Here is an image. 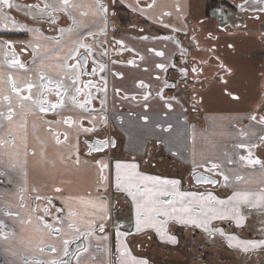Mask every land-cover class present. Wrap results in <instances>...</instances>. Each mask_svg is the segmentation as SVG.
I'll return each mask as SVG.
<instances>
[{
	"label": "crops",
	"instance_id": "crops-1",
	"mask_svg": "<svg viewBox=\"0 0 264 264\" xmlns=\"http://www.w3.org/2000/svg\"><path fill=\"white\" fill-rule=\"evenodd\" d=\"M49 1L56 10L62 9V0ZM123 1L130 9L121 1L110 4L116 35L118 39H124L128 47L141 53L143 61L136 66H125L139 69V73L132 72L129 77L122 73L120 63L112 66V81L127 82L126 90L119 88L127 97L119 98L117 88H109L105 112L125 138L100 161H84L79 153H75L79 147L77 133L70 141L56 139V134L41 128L38 122L42 112L39 101L45 89L43 86L52 80L63 82L67 93L74 91L71 78L77 73L67 65L72 64L68 57L76 50L75 42L87 34L102 33L105 28L97 0H69L66 8L79 27L67 32L59 42L47 40L38 28L29 25L18 29L11 27L3 19L8 8L0 9V33H19V36L13 34L12 41L24 43L33 56V67L23 68L13 63L14 53H9L6 41L0 39V113L3 114L0 116L6 117L11 109L16 120L20 121L13 128L15 146L8 139L0 143V254L6 264H52L53 261L58 264L71 241L86 235L87 246L79 255L77 264H138L139 260L150 264L152 259L140 257L137 254L140 251H134L133 245L142 248L144 242L148 247L150 240L157 239L163 247L177 250L193 238L196 243L189 247L191 251L193 248L201 254L212 249L213 255L178 259L169 254L157 259L160 262L157 264H264V248L247 252L243 249L244 241L264 240V225L261 224L264 212L255 209L264 200V169L261 163H250V159H261L260 149L254 150L253 147L262 142L260 137L264 132L260 118L264 112L263 1L259 4L250 1L241 11L236 5L242 0ZM15 4L25 5L23 2ZM219 8L225 15L230 13L231 21L227 17L226 23L219 21L214 13ZM12 12L21 18L38 15V11L23 7L19 10L13 8ZM154 21L163 24L156 26ZM4 23L8 24L7 29ZM154 32H160L162 36L151 38ZM145 34L151 35L141 36ZM117 48L115 51L119 52ZM156 51L164 52V56H157ZM142 63H145L144 67ZM158 64H164L166 68L187 69L181 79L185 83L177 95L188 104V113L181 101H159L164 107L152 105L158 99L156 93L162 86L165 71L158 68ZM177 71L171 75L172 79H178ZM42 76L45 79H41ZM29 84L33 88L27 93ZM13 85L19 91H14ZM74 93V96L63 94L62 113L79 111L78 92ZM29 94L32 100L23 99ZM233 95L238 99H233ZM197 99L200 104L196 103ZM130 110L135 113L131 114ZM190 119H202L204 125L195 124ZM5 134L8 133L0 130V137ZM152 139L162 141L155 153L166 154L167 162L161 163L156 157L142 164L140 159L129 158L144 156ZM117 150L120 151L118 159ZM117 163L121 165L119 169ZM133 164L136 165L134 169L124 167ZM214 164L229 176L227 186L222 180L224 189L219 193L210 191L211 186L195 185L188 173L195 168L211 172ZM102 165L107 167L102 169ZM184 168L188 171H183ZM102 174L106 176L105 182L101 179ZM143 174L159 178V181L147 180ZM118 176L120 192L127 195L126 200H120L124 207L121 211L104 191H99L101 184L104 189L115 186ZM166 180L178 183H162ZM134 185L144 186L145 193L137 192ZM227 190L232 193L226 197L237 194L236 199L249 203L248 207L242 208L246 217L241 220L242 227H237L235 220H213L205 230L173 222L168 216L154 219L156 227L166 233L163 237L156 228L145 227L143 221L140 230L136 228L138 213L154 216L153 207L171 211V206L160 201L170 200L177 208L183 202L193 208L192 215L195 216L202 203L201 195L206 198L212 194L220 198ZM159 192L168 195L160 196ZM41 195H49L63 206L64 212L57 223L47 225L40 219L32 197ZM111 209L119 215L116 220L126 221L121 217L132 212L134 227L127 221L130 232L119 226L111 228ZM100 225L104 226L103 231ZM214 228L222 229L224 234L213 231ZM168 236L176 237L177 242L171 243ZM209 237L226 243L227 249L202 242ZM114 238L118 242L115 243ZM175 254L180 252L175 251Z\"/></svg>",
	"mask_w": 264,
	"mask_h": 264
},
{
	"label": "flooded vegetation",
	"instance_id": "flooded-vegetation-1",
	"mask_svg": "<svg viewBox=\"0 0 264 264\" xmlns=\"http://www.w3.org/2000/svg\"><path fill=\"white\" fill-rule=\"evenodd\" d=\"M121 1L124 6H128L127 3H125L123 0H116ZM153 3L156 2V0H151ZM246 0H242L241 2L237 3V5L243 4ZM12 3L16 2H23L26 4H39L40 9L44 8V4L48 3L50 4L49 0H11ZM112 0H101V3L107 6L108 11L107 13L101 12L100 14L103 18L105 28L102 31V33H92L87 34L83 39L79 40L77 43L75 42L76 50L73 53V56L76 57V59L70 60L72 64H76L77 61H79L80 67L76 69V84L75 88L73 89L71 93L75 92L76 88H80V91L78 92V95H76V102L78 101L79 105V111H77L75 114H64L61 112V106L52 107V105H60L61 104V97L57 95V92L59 91L54 86H49L47 89H44L42 92V98L45 101L44 106H47L46 108L48 111L41 112L40 113V119H39V126L41 128H44L45 130H49L52 133L56 134V139L63 138L68 141L71 140L72 135L78 134L79 142H78V150L75 152L76 154L79 153V156L84 161H90L91 159H100L103 157H106L107 153H109L111 150L116 149L118 147L119 143H122L121 139L125 138V136L118 130L116 126L111 124V120L109 117V113H106L105 110L108 106L106 104L105 100L108 96V89L110 88L109 81L112 80V66L116 63H120L123 66H136L140 62L143 61L141 57V53L135 51L134 49H131V47H128L124 41V39H118L116 35V25L114 23V20L112 18L111 13V4ZM213 3V1H212ZM243 8L241 10H243ZM6 10V9H5ZM7 16L10 18L7 20L9 25L13 28L18 29L19 27L22 28V25H29L33 28H38L39 31L45 36L48 37L49 41L52 42H59L64 38L67 32L73 31L79 27L78 22H76L71 14L69 9L66 7H62L60 10L53 11L52 8L47 9V17H44L41 20H33L30 19V17H19L18 15H14L15 13L11 10H7ZM21 18V19H19ZM146 19H148L147 16H145ZM222 19V17H220ZM13 21L16 23L13 24ZM51 21V22H50ZM221 22V20H220ZM154 25L163 24V22H157L154 21ZM156 28V27H154ZM19 36V33H0V39L6 41L7 45V51L9 53H14V60L19 61L18 65H23V68L33 67V63H31L33 56L31 49L26 46L24 43L21 42H14L12 41L11 37ZM150 34L141 35L142 37H146ZM134 39H140L138 36L131 35ZM158 36H162V33L154 32L153 36L151 38H157ZM7 37V38H6ZM118 41L122 43H117ZM118 47V48H117ZM118 49L119 52H116L115 49ZM89 51H91V55H89ZM77 52L79 55H77ZM119 55L115 58L116 54ZM129 61H134V63H129ZM176 66L177 64L174 63ZM101 68H103V71H101ZM163 81L162 86L159 89V91L156 93V97L160 99L161 101L166 102H173V101H181L186 108L187 113L190 111V108L188 107V104L186 102L178 97L177 92L181 89V86L184 81L181 79L184 78V73L181 69L178 67L173 68H166L164 67L163 70ZM178 71H177V70ZM95 70V71H93ZM174 71H177L178 79H172L171 75ZM180 72V73H179ZM28 86V85H27ZM26 86V88H27ZM28 93V89H27ZM63 95V93H62ZM80 95V96H79ZM74 96V95H72ZM78 96L80 98H78ZM88 96V98H87ZM117 96L119 98L125 99L126 94L123 90L117 91ZM130 97V96H129ZM132 98L137 97L134 95ZM81 100L82 102H79ZM199 99L195 100L197 104H200ZM131 114H134L135 112L130 110ZM263 115H260V118L264 117ZM8 114H6V117L0 116V119L2 122H0V130L5 131L8 134H5L4 136L0 137V143H4L6 139H8L10 142H14L13 140V128L18 126L20 124V121H17L14 114H11V119H8ZM189 117H186V120L189 121ZM191 120V119H190ZM67 121V122H66ZM195 124H203L204 121L202 119H192ZM14 123V124H12ZM59 126V128H55ZM83 131V132H80ZM264 136V132L262 134ZM261 136V137H262ZM61 140V139H60ZM108 140L110 142H114L115 146H112V143H109V147L104 152H95L98 148L102 146V141ZM59 141V140H58ZM162 144V141L159 140H150L146 146L144 156L141 158H131L134 159H140V162L142 164L147 163V160L151 159L150 161L154 160L156 157L162 161L161 163L167 162L165 160L168 158V156L163 153H158L156 155L155 150L159 147V145ZM15 146V142H14ZM151 149L154 151H151ZM254 150L260 149L261 153L264 152V143L263 141L260 144H257L253 147ZM75 150V149H74ZM31 152V151H30ZM74 154V157L75 155ZM264 155V154H263ZM164 156V157H162ZM260 163H263V160H260L257 158ZM176 160V159H175ZM156 163V162H153ZM257 163V164H260ZM171 164V163H170ZM140 168H141V164ZM156 165V164H155ZM185 166V165H184ZM143 168V166H142ZM102 169H105L104 165H102ZM185 169V168H184ZM183 169V171H184ZM200 169V168H195ZM108 170L109 167H108ZM194 170L188 171L190 172V177L192 179V172ZM202 170V169H200ZM205 171V170H203ZM207 172V171H205ZM212 172V173H211ZM207 172L210 175H212L215 178L220 179V183L222 182V179L214 175V171ZM101 179L103 182L106 180V176L102 174ZM111 181V180H110ZM193 181V179H192ZM194 183V182H193ZM211 186V185H208ZM211 186L212 188L217 187ZM99 191H104L105 196L111 199V203L120 209L118 211H121L122 208V202L120 201L123 197V193H121L120 188H115L114 185H111L109 189H104L103 185L101 184L99 187ZM35 204V210L37 211L40 219L47 225L51 224L53 219L56 218L58 220V217L62 215L64 212V208L62 205H60L58 202H56L55 198L49 196V195H41L32 197ZM112 210V209H111ZM116 217H119V215H115V213L112 210V214L110 217V225L111 228L115 226H119L121 229L130 232V227L125 220H116ZM11 232V231H10ZM9 234H12L10 233ZM83 238V247L79 249L76 254L74 255L71 264H77L79 255L85 251L86 249V235H82L73 241H71L69 245V249L67 251V254L71 250L70 246L71 244L80 239ZM115 243L118 242V239L114 238ZM155 243L163 247V245L157 240H153ZM149 246V245H148ZM139 247V246H138ZM136 247V249L138 248ZM149 248V247H145ZM65 255L58 264H61L65 259ZM0 264H6V260L2 255H0Z\"/></svg>",
	"mask_w": 264,
	"mask_h": 264
},
{
	"label": "snow or ice",
	"instance_id": "snow-or-ice-1",
	"mask_svg": "<svg viewBox=\"0 0 264 264\" xmlns=\"http://www.w3.org/2000/svg\"><path fill=\"white\" fill-rule=\"evenodd\" d=\"M138 2V0H137ZM116 3V0H112V4L114 5ZM97 4H98V8L101 12L107 13L108 8L106 5H104L103 3H101V0H97ZM69 6V0H62V7H67ZM7 7L8 9H20L21 7L28 9L29 11H33L36 10L38 11V15L37 16H32L30 17V19L33 20H41L43 19V17L47 14V9L52 8L53 11H56L55 8H53V6L51 4L45 3L44 4V8L40 9V5L37 4H26V5H18V4H14L11 2V0H0V8H4ZM4 20H8L10 19L9 17L5 16L3 18ZM51 22V21H50ZM16 22L13 21V24H15ZM8 24L4 23V28L7 29ZM142 31V29H141ZM117 43H122L120 41H118ZM150 51H154V50H150ZM91 51H89V55H91ZM155 54L157 56H164V52L161 51H156ZM183 54V53H182ZM77 55H79V53L77 52ZM69 60L72 59H76L75 56L69 55L68 57ZM141 59H143V57H141ZM13 63H19V61H13ZM129 63H134V61H129ZM158 68H164V64H158L156 65ZM21 67H23V65H21ZM68 68H70L73 72H75V70L80 67L79 61H77L76 64H68L67 65ZM95 71V70H93ZM101 71H103V68H101ZM185 74L187 72V69H183L182 70ZM196 69L193 68V72H195ZM41 79H45V77H41ZM76 79L75 78H71V83L72 85L76 84ZM141 85H143V81L140 82ZM49 86H54L56 89H58L59 91L57 92V95L61 97V100H63V94L67 93V89L65 88V84L63 82H56V81H52L49 80L48 84L44 85L43 87L45 89H47ZM28 91L29 93L31 92V89L33 88L32 84H29L28 86ZM13 90L14 91H19L15 88V86L13 85ZM76 92H79L80 89L76 88L75 89ZM229 95H232L231 93H229ZM233 99H238V97L236 96H232ZM7 99V98H6ZM23 99L25 100H32L33 97L31 96V94H29L28 96H24ZM73 99H75V97H73ZM35 102V101H33ZM40 111L42 112H46L48 111L47 108H45L43 105L45 103V101L43 100V98L41 97L40 99ZM57 106H61V105H52V107H57ZM11 114L12 111L11 109H9V115H8V119H11ZM0 115H3L2 113H0ZM147 119V118H145ZM253 120L256 119L255 116L252 117ZM67 122V121H66ZM261 122L264 123V117L261 118ZM261 141H264V136L260 137ZM105 145L112 143V146L114 147L115 144L114 142H110L105 140L103 142ZM243 147V146H242ZM98 151L100 149H97ZM243 159V157H242ZM229 163H231V161H229ZM250 163L256 164V163H260V161L258 159H250ZM104 167H107V165H104ZM117 169H119L121 167V165L119 163H117L116 165ZM124 167H128V168H135L136 165H125ZM212 170H214V175L222 178V180L225 182V186H227V182L229 181V176L227 174H225L223 171L220 170L218 165H213L212 166ZM130 179H132V177L130 176ZM145 179L147 180H156L159 181V178H153V177H145ZM239 179V177H238ZM162 183L164 184H177L178 181L172 180V181H163ZM207 184L209 185H219L220 184V179H212V180H207L206 181ZM115 187L117 189L121 188V182H120V178L119 176L117 177V182L115 184ZM134 187L136 188L137 192H140L141 194L145 193L146 188L144 186L141 185H134ZM57 191H59V189H57ZM129 192L132 191V188L129 187L128 189ZM134 198H135V194ZM153 195H157L156 193H153ZM158 195L163 196V195H168L167 192H159ZM237 194H234L232 197H226V198H218L215 197L212 194H209L206 198L203 197L201 195V201L202 203L199 205V211L198 213L193 216V208L190 206H185L183 205V202H181L182 206L180 208H177L175 206H172V201H160V203H166L169 206H171V211L167 212V211H160L158 208L153 207L152 208V212L155 214L154 216H148L146 217L144 214L138 213L137 215V223H136V228L139 231L140 227H141V221H143V224L145 227L147 228H156V231L158 234L161 235V237H163L164 235H166L165 232H162L160 228H157L155 223H154V219H158V218H162V217H168L170 216L173 222H178L181 225H185V226H192V227H196V228H204L205 230L208 229V226L210 224L211 221L215 220V221H228L231 222L232 220L236 221V226L237 227H242L243 225L241 224V220L246 219V217L244 216L243 212H242V208L244 207H248L249 203L247 202V200H240V199H236ZM217 205H219V207H217ZM106 207V205H105ZM257 210H260L262 212H264V200H262L257 207L255 208ZM104 226L100 225V229L101 231H103ZM213 231L216 232H220V234H224L223 230L220 228H214ZM131 234V233H128ZM168 240L175 244L177 242L176 237L174 236H168ZM257 247H261L264 248V240L261 241H256V240H250V241H244L243 242V249L245 252L249 251L250 249H255ZM65 255H67V253H65ZM52 264H57V262L53 261ZM138 264H147L146 260H141L138 262Z\"/></svg>",
	"mask_w": 264,
	"mask_h": 264
},
{
	"label": "rangeland",
	"instance_id": "rangeland-1",
	"mask_svg": "<svg viewBox=\"0 0 264 264\" xmlns=\"http://www.w3.org/2000/svg\"><path fill=\"white\" fill-rule=\"evenodd\" d=\"M250 1H253L254 3H256V4H259V3H261L262 1H263V3H264V0H247V1H245V3H244V5L245 4H250L249 2ZM237 7H236V9L237 10H239V11H241V9L243 8V4H240V5H236ZM1 9V8H0ZM262 10H263V8H262ZM215 13V12H214ZM132 15H136V13L135 12H132L131 13ZM215 15L219 18V21H220V15H217L216 13H215ZM226 17H227V19L229 18V20L231 21V17H230V13H228V15H226ZM122 34H124V31L123 30H121L120 31ZM151 35V34H150ZM48 35H47V37H46V39L48 40ZM7 38V37H6ZM144 65H145V63H142V66L144 67ZM122 67V73H125L128 77L130 76V75H132V72H135V73H139L138 72V67H134V68H131V67H125V66H121ZM109 85H110V88H112V87H116L117 88V90H116V94H117V91L119 90V88H123V89H125L126 90V88H125V85H127V82H119L117 79L116 80H114V81H112V80H110L109 81ZM66 94H68V95H73V94H75V93H66ZM119 99V98H118ZM159 101H161V100H156V102L154 103V104H152L153 106H162V107H164V103H160ZM0 122H2V120L0 119ZM12 124H14V123H12ZM55 128H59V126H57L56 125V127ZM263 143H264V141H263ZM115 154H116V159H118L119 158V154H120V151L119 150H117L116 152H115ZM264 152L263 153H261L260 155V160H263V163H262V167H263V169H264ZM191 169V168H190ZM184 171H186V169H184ZM146 175L145 174H143V177H145ZM199 188H201V189H204V187H199ZM222 189H224V187H223V185H222V182L217 186V187H215V188H210V191H214V192H220ZM232 192L231 191H228L227 190V192H225V194L224 195H222L220 198H224V197H226L228 194H231ZM123 199H127V195H125V194H123ZM217 207H219V205H217ZM128 213H130V215H123L122 217H121V219H126V221H129V222H131V224H132V226L134 227V222H133V220H134V218H133V214H132V212L131 211H129ZM58 219H59V217H58ZM52 222H55V223H57V219L56 218H54L53 219V221ZM129 224V223H128ZM261 224H262V226L264 225V216H261ZM203 243H205V244H207V245H213L214 247H217L218 249H223V248H225V249H227V247H228V245L226 244V243H220V240L219 239H213V238H211V237H209V238H206L204 241H202ZM229 242V241H228ZM194 243H196V241L193 239V238H191V239H189L188 241H186L185 243H183V245H184V247L183 248H181V247H179V248H177V250L176 249H174L175 251H177V252H180V254L178 255V254H175V251L172 249V248H165V247H161L160 245H158L157 243H155L154 241H151L150 240V242H148L147 244H149V248H145L146 246V244H144V242H142V248H137L136 249V246L135 245H133V247H132V249L134 250V251H140V252H138L137 254L140 256V257H142V258H144V259H152V263L153 264H157V263H160L159 261H157V259H162L163 258V256L164 255H172V256H175V257H178V259H189L190 257L189 256H191V257H195V256H204L205 255V258H209V257H211L212 255H213V251H212V249H207L206 251H205V253L202 251L201 252V254H200V251L199 252H197L195 249H193L192 248V250L193 251H191L190 249H189V247H191L192 245H194ZM201 250V249H200ZM194 252L196 253V255H194ZM1 255V254H0ZM194 255V256H193ZM252 256H255V255H253L252 254ZM154 259V260H153ZM193 261L195 260V259H192ZM140 261V260H139ZM82 262V261H81ZM181 262V261H180ZM152 263H150V264H152ZM173 264H176V262L175 263H173ZM184 264V263H183Z\"/></svg>",
	"mask_w": 264,
	"mask_h": 264
},
{
	"label": "water",
	"instance_id": "water-1",
	"mask_svg": "<svg viewBox=\"0 0 264 264\" xmlns=\"http://www.w3.org/2000/svg\"><path fill=\"white\" fill-rule=\"evenodd\" d=\"M105 140L102 141V146L98 149H100L99 151L96 150L95 152H104L108 149L109 145H105L103 142ZM108 141V140H107ZM193 182L195 185L201 186V185H209L206 183L207 180H212V179H218L213 177L212 175H210L209 173L200 170V169H196L192 172L191 174ZM211 186H216V185H211ZM84 243H83V238H80L76 241H74L70 248L71 250L69 251V253L66 256V259L61 263V264H71L72 259L74 257V255L76 254V252L81 249L83 247Z\"/></svg>",
	"mask_w": 264,
	"mask_h": 264
},
{
	"label": "built area",
	"instance_id": "built-area-1",
	"mask_svg": "<svg viewBox=\"0 0 264 264\" xmlns=\"http://www.w3.org/2000/svg\"><path fill=\"white\" fill-rule=\"evenodd\" d=\"M215 13L217 15H220L219 17H222L221 23H224L225 22V14H224V12L221 9H217Z\"/></svg>",
	"mask_w": 264,
	"mask_h": 264
},
{
	"label": "trees",
	"instance_id": "trees-1",
	"mask_svg": "<svg viewBox=\"0 0 264 264\" xmlns=\"http://www.w3.org/2000/svg\"><path fill=\"white\" fill-rule=\"evenodd\" d=\"M211 4H213V3H211ZM165 155V154H164ZM158 156V155H157ZM162 157H164V156H162ZM117 213H115V215H116Z\"/></svg>",
	"mask_w": 264,
	"mask_h": 264
}]
</instances>
